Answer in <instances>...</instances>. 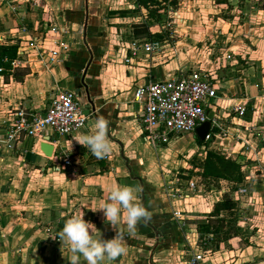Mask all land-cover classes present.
<instances>
[{"label": "crops", "instance_id": "0c3cea01", "mask_svg": "<svg viewBox=\"0 0 264 264\" xmlns=\"http://www.w3.org/2000/svg\"><path fill=\"white\" fill-rule=\"evenodd\" d=\"M179 1V12L183 6L193 16L181 15L175 46L141 53L126 64L132 34L165 37L159 26L157 31L147 26L148 36L128 26L127 43L109 34V23L122 29L132 21L126 9L144 8L138 0H0V44L18 46L12 68L0 73V264H70L71 253L57 234L72 214L94 224L102 239L113 238L116 230L105 222L103 210H95L107 201L112 185L133 186L136 202L149 208L152 218L126 234L127 252L107 264H193L198 255L202 260L194 264H264V0ZM203 13L210 16L206 22ZM23 25L29 36L21 33ZM54 25L65 29L60 40L67 49L48 66L28 41ZM53 47L50 39L46 48ZM193 70L216 84L218 98L206 111L219 127L210 128V140L196 132L172 140L187 138L192 147L178 149L175 167H169L168 144L152 143L141 130L143 108L135 91ZM57 90L78 94L86 126L70 136L47 129L42 138L8 142L11 114L21 108L45 112ZM238 107L244 115L234 110ZM100 116L108 121L112 151L97 159L73 137L91 131ZM207 152L240 165L242 182H207L202 170L189 178L174 174L179 168L187 174L190 160ZM63 153L72 154L78 173L57 170ZM240 187L246 195L238 196ZM226 200L237 208L221 216L235 218L237 230L227 242L213 245V235L201 234L199 225Z\"/></svg>", "mask_w": 264, "mask_h": 264}, {"label": "built area", "instance_id": "2783aa9c", "mask_svg": "<svg viewBox=\"0 0 264 264\" xmlns=\"http://www.w3.org/2000/svg\"><path fill=\"white\" fill-rule=\"evenodd\" d=\"M28 29L23 25L21 33L29 36ZM65 33L64 28L51 26L40 37L29 39L28 46L35 51L41 62L52 66L67 49V44L60 40ZM50 39L54 47L47 49L46 43ZM165 42V40L149 37L141 39L132 34L128 46L130 57L125 59V63H135L141 53L149 56L159 53L165 46ZM231 58L230 54L226 57L228 61ZM217 98L216 84L206 74L199 71H182L178 77L150 82L135 91V102L141 104L143 108L140 115L141 130L152 143L166 146L180 136L195 133L197 128L208 121L211 123V128H218V122L211 120L206 111V106ZM234 110L240 115L245 114L244 108L238 107ZM10 118L5 136L8 142H17L23 138L39 139L47 129H51L58 136H70L83 129L87 122V116L78 94L66 90L56 91L45 112H32L21 108L15 110ZM205 139L210 140L211 134L209 133ZM71 155L63 153L59 156L61 161L57 164V170L63 167L68 168L73 174L78 173ZM194 186L191 184L192 188ZM237 193L238 196H244L247 189L240 187ZM175 217L180 219L181 214L176 213ZM181 224L183 228L187 227L184 222ZM196 238H198L197 235ZM208 240L211 241L212 236H209ZM201 260L200 255L195 256L193 264Z\"/></svg>", "mask_w": 264, "mask_h": 264}, {"label": "clouds", "instance_id": "9594fccd", "mask_svg": "<svg viewBox=\"0 0 264 264\" xmlns=\"http://www.w3.org/2000/svg\"><path fill=\"white\" fill-rule=\"evenodd\" d=\"M107 129V119L100 116L91 126V131L74 136L73 139L87 146L97 159H102L112 151ZM136 199L133 186L112 185L107 201L95 209L103 210L105 222L116 230V235L111 239H102L100 230L85 221L83 216L69 215L57 236L71 253L68 257L70 264H107L124 255L127 252L124 243L126 234H131L138 224H146L152 218L149 208L136 202ZM122 224L127 233L121 228Z\"/></svg>", "mask_w": 264, "mask_h": 264}, {"label": "trees", "instance_id": "16d2710c", "mask_svg": "<svg viewBox=\"0 0 264 264\" xmlns=\"http://www.w3.org/2000/svg\"><path fill=\"white\" fill-rule=\"evenodd\" d=\"M163 1L168 2L169 0H138V3L149 12L151 19L157 20L156 17H159L160 8L165 6ZM171 5L177 6V0H173ZM162 19V17L158 18L157 21H161ZM138 31H136V35L139 36L140 33L148 30L146 28L143 31ZM17 56V45L0 44V70L2 72L10 70L12 62L17 59ZM200 167L202 170L201 175L207 182H218L220 180L235 183L242 182L241 166L220 153L207 152L205 160L200 164ZM236 208L237 203L234 201L226 200L216 204L211 216L212 219L207 223L199 225L200 233L203 235L212 234L214 238L212 241L213 245L219 242H227L229 236L237 230V220L235 218L226 219L221 216V213L224 211H234Z\"/></svg>", "mask_w": 264, "mask_h": 264}, {"label": "rangeland", "instance_id": "374dc122", "mask_svg": "<svg viewBox=\"0 0 264 264\" xmlns=\"http://www.w3.org/2000/svg\"><path fill=\"white\" fill-rule=\"evenodd\" d=\"M172 1L173 0H169L168 2L163 1V4L165 6L160 8L161 10L159 11V15H158L159 17H156L157 20L158 18L162 17L163 19L161 21H157L156 19H154L156 21H151L152 19L150 18L149 12L144 8H139V6H136L133 9L128 8L126 10L130 11V13H128V15L126 16H128L129 18L131 17L132 21H130L127 24H124V26L126 27H123L122 29L116 26L115 23L113 24L109 23L108 27H109L110 33L109 32L108 33L110 35L112 34L115 38L120 37V43L122 42L127 43L130 40L129 38H127L130 35L128 26L132 28L133 33L134 31L136 32L137 30L143 31L144 29H146L147 26L153 28V31H157L158 28L156 26H159L160 31H162V33L165 35V37L163 36L164 40L166 41L164 43L165 45L164 47L165 48L173 47L175 46L176 42L178 41L180 37L179 30L181 29V26H183L181 24V18H180L181 15L193 16V11L190 9H184V7L182 6V9L184 11L182 10L180 13L179 12V8L181 7L180 1L177 0V6H172L171 5ZM185 10L187 14H185ZM226 16L228 15L226 14ZM201 17L205 22L206 20L208 21V19L210 18V16L206 13L201 14ZM135 21H139L138 25H133L134 23L132 22H135ZM163 27H165V29H163ZM147 32L148 31L140 33L139 35L148 36ZM186 145L188 146L190 145L189 147H192L191 143H189V140H187V138L173 141L170 144H168L167 161H168L169 167H172V166L175 167V161L178 158L177 153L182 147H185ZM189 153H190V150H188L187 152H184L182 159L187 161V156L189 155ZM205 157H206L205 153H197V155L193 159L190 160V165L193 167H191L189 171L187 170V174H183L186 171L185 169H180V168L175 170L174 174L177 175L176 172L179 171L180 172L179 177L181 178H189V176L191 175L200 174V171H201L200 164L202 163V160L203 161L205 160ZM219 187H220V184H219Z\"/></svg>", "mask_w": 264, "mask_h": 264}, {"label": "water", "instance_id": "95a60500", "mask_svg": "<svg viewBox=\"0 0 264 264\" xmlns=\"http://www.w3.org/2000/svg\"><path fill=\"white\" fill-rule=\"evenodd\" d=\"M87 110H88L87 115H89L90 109L88 108ZM210 128H211V123L208 121L205 124H203L202 126H200L199 128H197L196 133L202 140H204L206 138V136L209 134ZM46 146H48V148H49V145H46ZM45 153L47 155H49V151L48 152L46 151Z\"/></svg>", "mask_w": 264, "mask_h": 264}]
</instances>
